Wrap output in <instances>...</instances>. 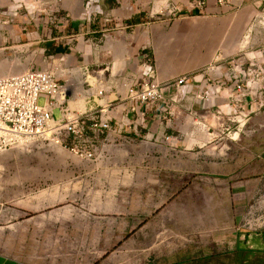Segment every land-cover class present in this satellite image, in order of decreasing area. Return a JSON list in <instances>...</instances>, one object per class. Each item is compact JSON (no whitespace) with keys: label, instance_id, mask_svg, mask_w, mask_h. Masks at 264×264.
Wrapping results in <instances>:
<instances>
[{"label":"rangeland","instance_id":"374dc122","mask_svg":"<svg viewBox=\"0 0 264 264\" xmlns=\"http://www.w3.org/2000/svg\"><path fill=\"white\" fill-rule=\"evenodd\" d=\"M259 13L252 24H264V11ZM251 52H263L257 57L255 70L264 77V49ZM216 58L225 57L218 54ZM217 64L226 65L227 70L230 58ZM260 85L264 86V82ZM259 93L251 95L258 104L264 102ZM40 104H44L43 99ZM198 113L202 116L205 112ZM237 114L241 116L237 141H201L196 147L191 137L186 141L183 134L176 151L171 150V145H159L169 149L164 155L150 143H138L113 147L87 162L49 142L1 154L0 228L9 226L2 216L15 214L18 201H32L33 210L26 215L35 219L34 234L40 235L36 232L44 227L47 235L23 243L49 264H237L235 255L216 250L189 254V238L202 233L192 231V222L224 223L233 219L240 225L252 222L253 234L264 232L260 227L264 223V143L257 153L254 151V142L259 144L260 136L264 137L262 128L255 127L256 120L264 121V108L257 106L251 114L248 109ZM188 123L190 133L194 127ZM183 126L182 131L186 128ZM214 131L220 134V123ZM216 143V151L228 152L225 148L233 146L240 149L237 173L217 171V167L233 166L238 161L213 158ZM189 150H203L205 154L196 156L194 164L207 173L189 174ZM229 183L241 188L244 208H232L234 193L226 198L221 191ZM236 202L235 198L233 203ZM38 216L49 222L41 223ZM245 258L248 260L249 255Z\"/></svg>","mask_w":264,"mask_h":264},{"label":"crops","instance_id":"0c3cea01","mask_svg":"<svg viewBox=\"0 0 264 264\" xmlns=\"http://www.w3.org/2000/svg\"><path fill=\"white\" fill-rule=\"evenodd\" d=\"M186 2L0 0V10L17 14L6 17L9 24L0 28V76L20 73L31 67L41 68L37 61L44 52L68 54L73 65H93L99 58L102 62H115L118 70L123 69L124 64L127 69H135L146 48L145 52L157 61L160 73L165 76H190L197 83L211 75V65L222 64L228 57L238 55L246 61L253 54L259 58L263 55V52L251 51L264 49V24H252L251 21L261 14L259 11L264 9V0H233L228 5L209 0L203 10H188ZM170 6L178 7L180 12L176 16L171 15L168 11ZM105 35L108 40L104 48ZM108 47H121L123 50L112 57L105 53ZM218 54H221V58L225 57L223 61L216 58ZM225 66L223 73L228 71ZM226 95L227 90L224 93ZM200 106L198 103L194 105L196 110H200ZM256 126L262 128L261 133L264 132V121L256 120ZM259 140V144L254 142L255 153L262 148L260 144L264 143V137L260 136ZM154 147L162 155L169 150L159 145ZM225 149L229 151L212 152L213 158L238 162L236 165L234 162L233 166L217 167V171L235 174L241 161L240 149L234 146ZM231 149L233 153H230ZM202 154H205L203 150H189V174L208 172L194 164L196 156ZM206 154H210L209 150ZM240 189L230 183L221 189L226 198L234 193L232 208L246 206V203H241L244 194ZM235 198L238 202L233 203ZM18 203L15 205V214L2 216V221L9 226L0 228V264H49L42 255L36 256L33 248H27L23 243L47 235L44 227L36 232L40 235L34 234L35 219L26 215L33 210V202L22 200ZM36 219L41 223L49 222L44 216ZM238 225L233 219L224 223L192 222V231L202 233L200 237L189 238V254H205L216 250L235 255L237 264H264V232L243 234L236 230ZM204 231L213 232V235H206ZM247 255L249 261L245 258Z\"/></svg>","mask_w":264,"mask_h":264},{"label":"built area","instance_id":"2783aa9c","mask_svg":"<svg viewBox=\"0 0 264 264\" xmlns=\"http://www.w3.org/2000/svg\"><path fill=\"white\" fill-rule=\"evenodd\" d=\"M186 1L188 10H203L209 2ZM216 1L228 5L233 0ZM169 8L171 15L180 12L178 7ZM16 15L0 10V28L9 24L6 17ZM107 40L105 35L104 48ZM122 50L108 47L105 53L113 57ZM145 51L146 48L135 69H127L124 64V68L118 70L115 62H102L99 58L93 65H73L68 54L44 52L37 61L41 68L1 75L0 155L49 142L81 160L92 162L113 147L138 143L167 144L176 151L183 134L186 141L190 136L196 147L201 141H237L238 137L236 140L234 137L241 128V116L237 112L248 109L251 114L257 106L264 108V102L258 104L251 96H257L258 92L264 96V86L260 85L264 77L255 70V54L247 58L246 66V61L238 55L229 57L230 67L226 73L222 65H211V75L195 83L190 76L163 75L155 58ZM81 102L85 103L84 107L80 106ZM195 103L201 104L200 110L195 109ZM200 111L205 113L201 116ZM189 121L194 127L190 133ZM219 123L221 131L216 135L214 129ZM183 124L186 128L182 131ZM199 131L201 139L197 137ZM217 144L213 146V153ZM251 224L245 222L236 230L253 234ZM260 227L264 228V223Z\"/></svg>","mask_w":264,"mask_h":264},{"label":"bare ground","instance_id":"6f19581e","mask_svg":"<svg viewBox=\"0 0 264 264\" xmlns=\"http://www.w3.org/2000/svg\"><path fill=\"white\" fill-rule=\"evenodd\" d=\"M234 139L236 140L237 139V135L234 137ZM189 141V140H188ZM191 144V143H190Z\"/></svg>","mask_w":264,"mask_h":264}]
</instances>
